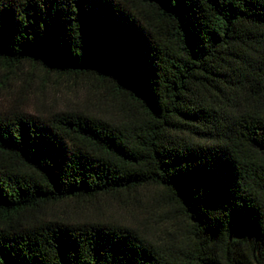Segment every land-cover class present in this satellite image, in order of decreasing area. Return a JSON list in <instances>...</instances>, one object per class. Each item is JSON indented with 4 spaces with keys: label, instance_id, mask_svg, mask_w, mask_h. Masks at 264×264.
<instances>
[{
    "label": "trees",
    "instance_id": "1",
    "mask_svg": "<svg viewBox=\"0 0 264 264\" xmlns=\"http://www.w3.org/2000/svg\"><path fill=\"white\" fill-rule=\"evenodd\" d=\"M0 71L86 89L0 110V264H264V0H0Z\"/></svg>",
    "mask_w": 264,
    "mask_h": 264
},
{
    "label": "rangeland",
    "instance_id": "2",
    "mask_svg": "<svg viewBox=\"0 0 264 264\" xmlns=\"http://www.w3.org/2000/svg\"><path fill=\"white\" fill-rule=\"evenodd\" d=\"M82 83L73 79L51 74L44 79L39 76L29 80L22 75L6 79L0 71V110L16 104L33 113L46 112L48 109L63 108L86 102V89ZM153 188H146L134 197L127 198L128 206L113 198H100L95 203L66 201L57 204L53 213L68 217L70 220H83L93 217H114L133 220L134 214L146 219L151 231L161 233L164 213L161 206L152 198Z\"/></svg>",
    "mask_w": 264,
    "mask_h": 264
}]
</instances>
